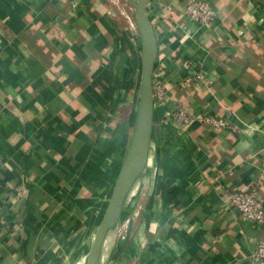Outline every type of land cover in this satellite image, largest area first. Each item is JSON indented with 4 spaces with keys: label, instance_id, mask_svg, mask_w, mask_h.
Listing matches in <instances>:
<instances>
[{
    "label": "crops",
    "instance_id": "0c3cea01",
    "mask_svg": "<svg viewBox=\"0 0 264 264\" xmlns=\"http://www.w3.org/2000/svg\"><path fill=\"white\" fill-rule=\"evenodd\" d=\"M210 1L218 16L207 28L185 0H149L154 79L168 97L154 104L147 163L101 264H261L252 250L264 224L241 219L227 193L264 197V0ZM196 71L203 80L183 85ZM141 74L129 1L0 0V264H65L74 240L86 264ZM178 102L227 126L178 128L168 118Z\"/></svg>",
    "mask_w": 264,
    "mask_h": 264
},
{
    "label": "water",
    "instance_id": "95a60500",
    "mask_svg": "<svg viewBox=\"0 0 264 264\" xmlns=\"http://www.w3.org/2000/svg\"><path fill=\"white\" fill-rule=\"evenodd\" d=\"M134 14L142 42V74L136 121L126 156L114 183L109 201L96 230L86 264H101L105 242L117 226L129 193L145 169L153 128V78L158 57L155 29L147 14L149 0H127Z\"/></svg>",
    "mask_w": 264,
    "mask_h": 264
},
{
    "label": "built area",
    "instance_id": "2783aa9c",
    "mask_svg": "<svg viewBox=\"0 0 264 264\" xmlns=\"http://www.w3.org/2000/svg\"><path fill=\"white\" fill-rule=\"evenodd\" d=\"M185 1V13L190 21L207 28L215 24L218 13L210 0ZM183 67L184 69H192L190 62H185ZM202 80L203 75L196 71L193 75L183 79L182 84L190 87L194 83H198ZM153 91L155 103H166L168 91L163 81L153 78ZM168 118L178 128H185L193 121H199L206 127L216 130L224 129L227 126L225 118L208 114H192L179 102L168 112ZM227 194L231 205L236 209L241 219L249 221L255 226L264 224V197L256 188L232 189ZM4 224L5 222L0 215V228H2ZM252 259L264 264V240L256 242L252 250Z\"/></svg>",
    "mask_w": 264,
    "mask_h": 264
},
{
    "label": "rangeland",
    "instance_id": "374dc122",
    "mask_svg": "<svg viewBox=\"0 0 264 264\" xmlns=\"http://www.w3.org/2000/svg\"><path fill=\"white\" fill-rule=\"evenodd\" d=\"M76 240L72 243V246L65 250L64 253V261L65 264H80L82 260L80 259V256L82 255L81 250L76 249L75 247Z\"/></svg>",
    "mask_w": 264,
    "mask_h": 264
},
{
    "label": "bare ground",
    "instance_id": "6f19581e",
    "mask_svg": "<svg viewBox=\"0 0 264 264\" xmlns=\"http://www.w3.org/2000/svg\"><path fill=\"white\" fill-rule=\"evenodd\" d=\"M118 2V1H117ZM119 3V2H118ZM123 6V5H122ZM123 9V8H122ZM103 260V259H102Z\"/></svg>",
    "mask_w": 264,
    "mask_h": 264
}]
</instances>
